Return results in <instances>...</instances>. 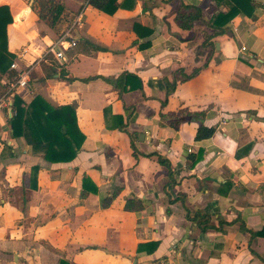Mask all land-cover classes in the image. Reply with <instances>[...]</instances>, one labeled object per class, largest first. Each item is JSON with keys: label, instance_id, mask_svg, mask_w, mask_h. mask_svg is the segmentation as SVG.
<instances>
[{"label": "crops", "instance_id": "0c3cea01", "mask_svg": "<svg viewBox=\"0 0 264 264\" xmlns=\"http://www.w3.org/2000/svg\"><path fill=\"white\" fill-rule=\"evenodd\" d=\"M54 1L64 11L50 27L33 0H0L12 16L7 51L20 69L31 67L27 87L8 99L75 104L84 141L72 161L48 162L11 136V107L0 111V264H264V234L250 233L264 230V0H253L252 17L236 15L212 38L213 50L203 46L211 33L203 23L178 26V0L131 7L118 0L112 15L88 0ZM181 2L207 21L227 9L214 0ZM81 11L76 45L63 60L44 56ZM199 68L166 95L164 78ZM122 73L141 88L120 94L102 79ZM6 83L2 77L0 94ZM182 108L206 115L176 130L160 120ZM200 123L215 129L210 138L195 139ZM149 154L170 162L173 184ZM180 196L212 227L201 231L202 220H187ZM129 198L143 209L125 211Z\"/></svg>", "mask_w": 264, "mask_h": 264}, {"label": "trees", "instance_id": "16d2710c", "mask_svg": "<svg viewBox=\"0 0 264 264\" xmlns=\"http://www.w3.org/2000/svg\"><path fill=\"white\" fill-rule=\"evenodd\" d=\"M118 0H88V4L99 11L112 15L123 4H117ZM216 3H224L227 6L225 11L215 14L210 20H204L201 17L200 9L197 6L185 5L178 0L175 6L174 20L182 29H189L193 23H203L211 33L204 35V47L214 48L211 39L226 32L225 26L236 16L244 15L252 17L254 12L253 0H214ZM130 2V7L134 4L133 0H124L125 5ZM34 9L40 21L53 27L59 20L64 11V7L54 0H33ZM12 23V16L9 8L5 5L0 6V79L3 77L6 82H11L16 72L10 69V65L15 61V55L7 51L6 48V27ZM199 69H194L190 74H185L183 70H177L171 78H164L163 82L166 88V95L174 92L178 83L185 82L197 73ZM15 72V73H14ZM93 77L82 79L87 82ZM106 83L118 89L120 94L135 87L141 88L140 80L129 73H122L117 78H102ZM68 80L73 81L69 78ZM12 115L8 119L11 129V136L14 138H23L27 145L31 146L34 152L41 153L44 160L52 163L72 161L80 150L84 141V135L77 126L75 104L61 106H52L41 96L36 95L29 102L25 103L21 98L14 95L11 98ZM206 115V110L191 111L187 108L179 109L176 112L160 114V120L168 122L172 129H178L186 120L200 121ZM126 131L125 126L120 127ZM215 132L214 128H207L201 123L198 125L195 135L196 140L210 138ZM133 147V146H132ZM155 156L157 162L167 173L169 183L173 184L174 179L171 171L170 162L158 154H149ZM196 159H192L194 164ZM35 175L32 182H35ZM87 182V179H83ZM95 190V189H92ZM117 191L102 202V207H108ZM83 196V193H82ZM185 210V218L189 221H199L201 231L212 227L209 224V217L200 211H190L184 203V197H178ZM170 202H173L170 200ZM123 209L128 212H139L143 209V203L135 198L126 199ZM254 236H262L264 230L250 232ZM58 264H71L60 259Z\"/></svg>", "mask_w": 264, "mask_h": 264}, {"label": "built area", "instance_id": "2783aa9c", "mask_svg": "<svg viewBox=\"0 0 264 264\" xmlns=\"http://www.w3.org/2000/svg\"><path fill=\"white\" fill-rule=\"evenodd\" d=\"M81 18H82V11L79 12L74 23L70 27H68L65 31H63L62 34L59 36V38L54 43H52L47 48V50H45L44 56L52 54L54 58L57 60L64 59V51L76 45V40L72 36V30L76 24H79L81 22ZM24 51L26 50L24 49ZM10 69L15 71L16 75L13 77L11 82L6 83V85L8 86L7 91L0 94V111H2L4 108L7 107H9L10 109L11 102H9L8 95H10L12 91L17 90L18 88H26L29 81L31 67L20 69L18 63L13 62L10 65Z\"/></svg>", "mask_w": 264, "mask_h": 264}]
</instances>
